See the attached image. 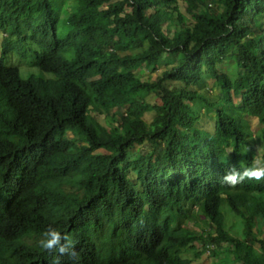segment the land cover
Instances as JSON below:
<instances>
[{"label":"trees","instance_id":"1","mask_svg":"<svg viewBox=\"0 0 264 264\" xmlns=\"http://www.w3.org/2000/svg\"><path fill=\"white\" fill-rule=\"evenodd\" d=\"M51 1L0 0V264H54L58 252L39 244L49 225L77 252L60 264H191L200 247L223 255L214 264H264L251 224L264 223V179L223 181L254 165L244 117L257 119L264 141V0H185L184 14L178 0H72L66 18ZM160 9L170 10L166 32L179 28L171 36L149 20ZM18 56L42 77L22 79L10 65ZM165 56L154 80L137 77ZM232 58L233 79L219 68ZM205 77L220 100L201 94ZM233 97L236 112L226 108ZM203 107L211 130L199 127ZM223 199L240 238L225 230ZM194 207L208 230L187 226Z\"/></svg>","mask_w":264,"mask_h":264},{"label":"rangeland","instance_id":"2","mask_svg":"<svg viewBox=\"0 0 264 264\" xmlns=\"http://www.w3.org/2000/svg\"><path fill=\"white\" fill-rule=\"evenodd\" d=\"M57 3V4H56ZM51 4L55 9H57V5L59 6V13L61 18H66L73 7L72 0H52ZM180 12L182 14L185 13V0H178ZM169 9H160L156 11L154 14H152L149 17V20L155 24L156 29L165 32L168 34V36H171V31L178 30V27L171 26L169 29L170 31L166 32L167 22H170L169 20ZM138 34L144 35L145 33H142L141 31H138ZM2 38L3 35L0 32V52H1V44H2ZM10 65L14 66V68L18 69L19 75L22 79H28L29 77H32L34 79L41 78L42 74L39 72L38 68L33 65L31 59H26L24 57H10ZM8 59L6 60V65ZM169 58L165 56L163 61L158 65V70L154 73L149 72L145 68L141 67L136 71L137 77H139L142 81L147 80H154L160 73H162L167 68V64H169ZM10 67V66H9ZM220 70L226 73L231 79L235 78L237 70L235 69V62L234 58L227 60L224 64H222L220 67ZM206 83L204 85L203 90H201V94H203L206 98H208L211 101H218L222 98L221 90L216 84L214 83L213 79H210L209 77H205ZM146 101L158 105L160 102L156 99L154 95H149L146 97ZM240 106V100L238 98L233 97L231 105H226V108L231 112L238 111V108ZM91 115L96 118L99 122L106 124L107 128L113 124V126H116V121L113 120L111 117L108 119H105L102 114L99 113V111L95 108L92 109ZM202 118L199 120V127L207 128V130H211L213 126V122H211L213 112L208 110L207 108L203 107V110L201 112ZM156 113H146L143 118L138 122V126L140 130L144 131L147 126L153 121L155 118ZM244 120L247 124V127H249V130L252 134V136L256 141V156L254 161V166L261 165L264 166V141L260 138V130L262 128L261 124L257 121V119L252 117H244ZM149 150V147L144 145H134L132 148V152H146ZM99 155V162L101 164L106 163V156L103 151H97ZM231 151L227 150V157L230 156ZM245 149L241 150V154L244 155ZM80 166V162H77L75 164V168H78ZM264 199V196H263ZM221 211L224 216V226L225 230L231 234L234 237L240 238L242 236L243 231V224L241 219L233 214L230 210L226 208V200L223 199L221 201ZM198 212V208L194 207L191 212L187 214V226L194 232L200 233L203 230H208V225L205 222L206 220L200 215ZM251 224L253 226V229L258 236L259 239L264 241V223L262 219L258 216L251 218ZM199 252L201 253L197 259H193L191 264H214L216 262H220L223 260V255L220 254L217 259L213 258L211 254H209V251H207L206 248H199ZM191 257V255H190ZM233 262H230L232 264Z\"/></svg>","mask_w":264,"mask_h":264},{"label":"clouds","instance_id":"3","mask_svg":"<svg viewBox=\"0 0 264 264\" xmlns=\"http://www.w3.org/2000/svg\"><path fill=\"white\" fill-rule=\"evenodd\" d=\"M143 118V117H142ZM245 179L261 180L264 179V166L256 165L254 167L245 168L238 171L235 167L230 168L223 176L225 184L235 186L237 183ZM43 239L39 241L40 246L48 252L57 251L59 257L68 256L75 259L77 252L73 246V241L67 235H62L60 231L49 225L43 233ZM59 257L54 264H60Z\"/></svg>","mask_w":264,"mask_h":264}]
</instances>
